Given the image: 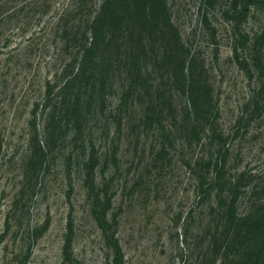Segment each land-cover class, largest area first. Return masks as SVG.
I'll return each instance as SVG.
<instances>
[{
	"label": "rangeland",
	"instance_id": "rangeland-1",
	"mask_svg": "<svg viewBox=\"0 0 264 264\" xmlns=\"http://www.w3.org/2000/svg\"><path fill=\"white\" fill-rule=\"evenodd\" d=\"M103 2L0 0V264H264V0Z\"/></svg>",
	"mask_w": 264,
	"mask_h": 264
},
{
	"label": "trees",
	"instance_id": "trees-1",
	"mask_svg": "<svg viewBox=\"0 0 264 264\" xmlns=\"http://www.w3.org/2000/svg\"><path fill=\"white\" fill-rule=\"evenodd\" d=\"M137 2H141V8L143 11L144 19L148 24H151L150 22V14H151V3L152 0H104L100 12L96 14L94 19L90 22L88 25L89 32L94 38V44L99 43V35L102 31L103 26V17L105 15V10H111L114 14V19L118 18L119 16H122L126 19L132 20L134 15L137 14L138 10V4ZM86 38V32L83 34V38ZM88 46L83 44L84 52H88ZM84 70V63H82L80 67V71L78 74H76V79L81 78V74Z\"/></svg>",
	"mask_w": 264,
	"mask_h": 264
}]
</instances>
